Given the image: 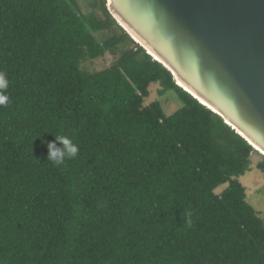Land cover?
Wrapping results in <instances>:
<instances>
[{
  "label": "trees",
  "instance_id": "16d2710c",
  "mask_svg": "<svg viewBox=\"0 0 264 264\" xmlns=\"http://www.w3.org/2000/svg\"><path fill=\"white\" fill-rule=\"evenodd\" d=\"M107 53L108 67L89 69ZM0 71V264H264V218L238 179L259 151L107 0H0ZM153 83L181 108L145 104ZM57 136L80 149L63 165L47 160Z\"/></svg>",
  "mask_w": 264,
  "mask_h": 264
},
{
  "label": "water",
  "instance_id": "95a60500",
  "mask_svg": "<svg viewBox=\"0 0 264 264\" xmlns=\"http://www.w3.org/2000/svg\"><path fill=\"white\" fill-rule=\"evenodd\" d=\"M107 6L177 85L264 152V0H107Z\"/></svg>",
  "mask_w": 264,
  "mask_h": 264
},
{
  "label": "rangeland",
  "instance_id": "374dc122",
  "mask_svg": "<svg viewBox=\"0 0 264 264\" xmlns=\"http://www.w3.org/2000/svg\"><path fill=\"white\" fill-rule=\"evenodd\" d=\"M80 9H93L98 0H76ZM96 35L105 34L103 31L95 33ZM105 36V35H104ZM113 56L107 53L105 56L99 57L88 63L89 69H103L108 67L112 61ZM156 100L162 103L163 109L167 115L173 114L182 106V102L177 98L173 91H169L164 95H159V85L153 83L150 86V94L145 100V104H150ZM259 151V150H258ZM262 158L261 153H254L252 156V163L250 169L243 175L239 176V181L243 184L247 193L248 202L260 213L264 218V173L258 169L257 162ZM227 185H222L217 189L221 192Z\"/></svg>",
  "mask_w": 264,
  "mask_h": 264
},
{
  "label": "clouds",
  "instance_id": "9594fccd",
  "mask_svg": "<svg viewBox=\"0 0 264 264\" xmlns=\"http://www.w3.org/2000/svg\"><path fill=\"white\" fill-rule=\"evenodd\" d=\"M9 79L6 73L0 71V106H5L9 102V96L6 94L9 87ZM47 160L53 165H63L66 160L75 159L79 154V145L67 136H57L51 142L46 143ZM187 224L191 227L192 221Z\"/></svg>",
  "mask_w": 264,
  "mask_h": 264
},
{
  "label": "bare ground",
  "instance_id": "6f19581e",
  "mask_svg": "<svg viewBox=\"0 0 264 264\" xmlns=\"http://www.w3.org/2000/svg\"><path fill=\"white\" fill-rule=\"evenodd\" d=\"M256 149H258V148H256ZM261 153H264L262 150H260V149H258Z\"/></svg>",
  "mask_w": 264,
  "mask_h": 264
}]
</instances>
